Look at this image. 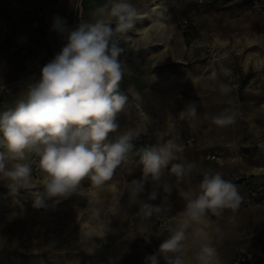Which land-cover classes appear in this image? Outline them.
<instances>
[{
  "label": "rangeland",
  "instance_id": "1",
  "mask_svg": "<svg viewBox=\"0 0 264 264\" xmlns=\"http://www.w3.org/2000/svg\"><path fill=\"white\" fill-rule=\"evenodd\" d=\"M17 2L0 0V112L15 106L64 43L44 25L46 55L33 60L35 43L12 32ZM252 6V0H151L146 12L156 22L152 42L134 49L122 41L127 51L121 59L129 71L120 90L128 94L132 87L138 96L128 95L119 128L109 134L114 140L134 128L150 146L176 138L184 144L183 155L198 163L186 187L215 172L238 187V209L210 217L221 264H236L244 252L252 254L244 264H264V7ZM81 8L79 0L69 26L85 19ZM37 14L46 18L45 12ZM222 82L230 87L227 94L219 90ZM192 102L198 118L181 119ZM225 109L236 112V123L219 127L212 117ZM138 159L130 154L103 188L86 177L55 211L33 208L30 190L14 192L0 175V264H145L177 227L184 205L173 193L170 214L138 217L126 192V184L143 174ZM28 162L38 183L39 157L30 154ZM249 190L258 196L246 200ZM93 207L101 209L97 218L91 217Z\"/></svg>",
  "mask_w": 264,
  "mask_h": 264
},
{
  "label": "clouds",
  "instance_id": "2",
  "mask_svg": "<svg viewBox=\"0 0 264 264\" xmlns=\"http://www.w3.org/2000/svg\"><path fill=\"white\" fill-rule=\"evenodd\" d=\"M143 18L141 7L131 0H107L75 27L54 17L52 30L65 41L60 51L15 106L0 112V175L12 182L14 192L29 189L33 208L55 211L86 177L103 188L134 152L143 174L126 184V192L136 215L149 221L170 214L173 193L184 205L177 227L145 257V264H160L161 259L164 264H221L210 217L238 209V187L220 172L205 173L198 185L186 187L198 163L183 155L184 144L176 138L136 149L133 140L139 132L129 128L109 140L119 128L117 118L128 95L138 96L132 87L128 94L120 90L129 71L121 59L127 51L122 41ZM219 90L227 94L230 87L222 82ZM197 108L190 103L180 118H198ZM236 115L225 109L212 121L225 127L236 123ZM30 154L39 157L43 177L38 183H33ZM90 212L97 218L101 209ZM215 234L222 235L219 227Z\"/></svg>",
  "mask_w": 264,
  "mask_h": 264
},
{
  "label": "crops",
  "instance_id": "3",
  "mask_svg": "<svg viewBox=\"0 0 264 264\" xmlns=\"http://www.w3.org/2000/svg\"><path fill=\"white\" fill-rule=\"evenodd\" d=\"M13 6L14 13L10 21L13 26L14 38L28 36L35 43L33 60L43 59L46 55L45 47L42 44V27L48 25L55 39L58 40L59 34L52 30L54 17L60 16L68 22L72 19V12L75 11L79 0H19ZM151 0H131L138 4L143 12ZM107 0H81L83 15L88 18L91 11L98 6L106 3ZM37 12H45L46 18L41 19ZM15 29V30H14Z\"/></svg>",
  "mask_w": 264,
  "mask_h": 264
},
{
  "label": "bare ground",
  "instance_id": "4",
  "mask_svg": "<svg viewBox=\"0 0 264 264\" xmlns=\"http://www.w3.org/2000/svg\"><path fill=\"white\" fill-rule=\"evenodd\" d=\"M143 13L144 18L137 21V23L140 24V27H134V30L130 31L128 37L123 41L127 46L134 49L152 42V33L155 29L154 26L156 25V22H154L152 18H148L149 15L147 12Z\"/></svg>",
  "mask_w": 264,
  "mask_h": 264
},
{
  "label": "built area",
  "instance_id": "5",
  "mask_svg": "<svg viewBox=\"0 0 264 264\" xmlns=\"http://www.w3.org/2000/svg\"><path fill=\"white\" fill-rule=\"evenodd\" d=\"M252 3H253L252 7L254 8L264 7V0H252ZM182 23L184 26L187 25L186 20H183ZM62 42H65V41L62 39ZM133 144L135 145L136 149H139V148H143L146 146H150V141L148 137H139L133 140ZM214 158L215 156L211 157V159H214ZM257 194H258L257 190H249L246 200H250V199H253L254 197H257L258 196ZM251 259H252V254L249 252H244L237 257L236 264H244L250 261Z\"/></svg>",
  "mask_w": 264,
  "mask_h": 264
}]
</instances>
